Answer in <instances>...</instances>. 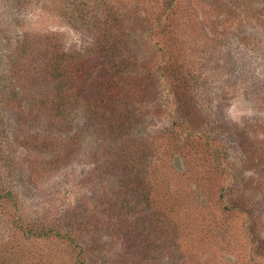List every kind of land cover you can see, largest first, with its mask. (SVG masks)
Instances as JSON below:
<instances>
[{"label":"rangeland","instance_id":"1","mask_svg":"<svg viewBox=\"0 0 264 264\" xmlns=\"http://www.w3.org/2000/svg\"><path fill=\"white\" fill-rule=\"evenodd\" d=\"M59 53L81 102L48 144L0 148L1 191L51 234L0 199V264H264V0H0V113L24 135L37 110L9 92Z\"/></svg>","mask_w":264,"mask_h":264},{"label":"trees","instance_id":"2","mask_svg":"<svg viewBox=\"0 0 264 264\" xmlns=\"http://www.w3.org/2000/svg\"><path fill=\"white\" fill-rule=\"evenodd\" d=\"M47 53H49V51H47L46 54ZM101 56L106 57L103 54H101ZM103 57H100L102 59L101 64H102V61L105 60ZM64 58H65V54L64 55H63V53L57 54V56H55L57 65L55 63H53L51 60V62H50V69L52 70V72H50L51 76H48L47 73H46V76H43V77H36V76L33 77L32 73L30 75H22V76L20 75L19 76V79H21L20 80L21 83L19 81L20 87H15L14 89H11V91L9 92L10 99L15 97V95L18 93L21 96L20 98H23L24 101L27 102L26 106H28V107L31 106L32 108H36L37 112H35V113L29 112L30 116H37L38 118L36 117L35 120L32 122L31 129H30L31 131L28 132L26 135H24V134H22V132H23V130H25L28 127V124L23 125L22 122H17V120H15L16 118L14 120H12V118L8 115V113H6V114L0 113V121H2L3 124H4L5 119L9 122H13L10 126L11 128L9 127L8 129L2 127L1 122H0V135H1L0 136V148H3V143H1L3 140L2 135H7L8 134L7 131L10 132V130H11L12 132H10V133L14 134L16 139H21L24 142H26L25 144L29 145L30 141L34 140L39 147H42L44 144H48L47 142L50 141V139L52 138V133H51L52 128H51V130L49 128L52 126V124L54 122L60 123V126L65 125L66 117L60 116L59 114L54 115L53 114L54 111L55 112L63 111L67 105H72L76 102H81L85 91L81 87V85H79L78 80L74 79V78H73V81L70 80L69 85H62L61 86V84H62L61 79L63 81L67 80L63 74L64 70L61 69L64 60H66ZM55 59H54V61H55ZM52 66H53V68H52ZM63 68H64V65H63ZM111 69L112 68H108L107 72L113 74L112 72H110ZM30 78H32L33 80H30ZM15 80L16 79H15V75H14L12 82H14ZM24 80H27V83L24 84L23 83ZM64 86H66L65 89H63ZM21 87H23V89L19 91V88H21ZM2 88L3 87H1V89ZM32 88H35L36 91H33ZM114 90L119 91L117 89H114ZM6 94H8V93H5L2 96V93L0 90V102L8 103V105H6V106L10 110H14L15 108L18 107V105H17V103H14L12 100H11L12 103L5 102V100L6 101L8 100V98H6V96H5ZM97 97L102 99L103 94H100ZM115 98H116L115 95H110L107 98H105L104 101H108L109 104H111L110 99L113 101V100H115ZM101 108H103V107L101 106ZM1 111H2V109H1ZM25 115L28 116V113L25 112ZM41 116H44V117H41ZM52 117H53V122H50ZM39 121H41V126L44 125L45 128H47V123H49V126L47 128L48 135H46L45 131H43V130H45V128L42 129V132L38 131V129L40 128ZM36 144H35V146H36ZM31 146H30V148H31ZM29 150L31 152L33 151L31 149H29ZM3 157H4V155L0 156V162L3 159ZM33 161L35 162V164L32 166L34 169L36 168L38 170V169L42 168L41 167L42 164H43V167L46 166L44 164L46 160L41 161L38 158V159H35ZM47 163H48V160H47ZM9 170L11 171V169H9ZM1 190L2 189L0 187V199L4 200L5 204H8V206H11L13 208L14 211H12V213H14V216H15V218L13 219L14 220L13 224H14V226L17 227V229H19L20 232L23 233V235H25L27 238H28V236H34V237H38V238H40V237L47 238L50 236L51 233H49L48 231L41 233L43 229L38 230V228L33 223L30 224V223L24 222L23 218L17 215L18 212L20 211V207H19V202L17 200V197H16V195L12 189L7 188V189H4L3 191H1ZM238 207H239V205H237L235 207H230V208H238ZM53 232L56 233V231H53ZM63 235L64 234H62L61 236L63 237ZM65 238L70 240L69 235H66ZM69 243L72 244L73 240H70ZM260 243H259V245L261 247V251H263L264 250V240L260 241ZM79 252L81 254L83 253V249L81 247H79Z\"/></svg>","mask_w":264,"mask_h":264}]
</instances>
